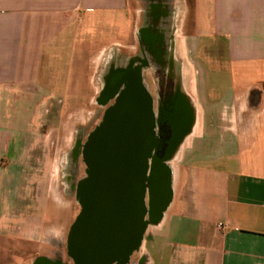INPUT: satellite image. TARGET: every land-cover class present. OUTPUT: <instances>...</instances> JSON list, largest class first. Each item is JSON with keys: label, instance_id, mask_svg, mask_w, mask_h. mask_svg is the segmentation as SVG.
Instances as JSON below:
<instances>
[{"label": "crops", "instance_id": "crops-1", "mask_svg": "<svg viewBox=\"0 0 264 264\" xmlns=\"http://www.w3.org/2000/svg\"><path fill=\"white\" fill-rule=\"evenodd\" d=\"M126 1L0 0V240L32 241L36 200H17L38 124L55 97L81 98L69 87L102 26L125 43L116 20L131 22ZM182 4L195 57L213 61H198L210 140L182 164L161 223L148 226L128 264H264V0Z\"/></svg>", "mask_w": 264, "mask_h": 264}, {"label": "flooded vegetation", "instance_id": "flooded-vegetation-1", "mask_svg": "<svg viewBox=\"0 0 264 264\" xmlns=\"http://www.w3.org/2000/svg\"><path fill=\"white\" fill-rule=\"evenodd\" d=\"M126 3L130 33L124 46L114 48L118 55L111 75L95 98L92 122L77 141L82 171L70 186L76 214L60 245L59 260L65 264H74L88 243L130 260L134 252L128 253L140 246L148 228L143 184L164 166L166 152L179 144L186 123L175 79L177 0Z\"/></svg>", "mask_w": 264, "mask_h": 264}, {"label": "rangeland", "instance_id": "rangeland-1", "mask_svg": "<svg viewBox=\"0 0 264 264\" xmlns=\"http://www.w3.org/2000/svg\"><path fill=\"white\" fill-rule=\"evenodd\" d=\"M182 3L183 0H177L173 29L174 63L175 68L177 67L176 92L180 94L181 110L187 118L179 144L175 149H169L164 158V167L172 176V192L178 175L184 168L182 164L194 156L192 153L199 144L203 145L210 140L207 138L210 131L206 114L208 110L200 86L205 74L200 73L198 61L201 59L206 66H211L213 61L205 52L200 55V59L195 57V46L189 38L188 23L184 22L186 19L179 8ZM116 23L117 28L129 35V23L125 24L121 17L117 18ZM108 29L101 27L99 48L86 56V69L79 72L78 80L74 82L77 86L69 87L70 94H82L79 101L69 100L71 97L68 96H64L63 100L55 97L52 104H49L50 120L42 128L38 124L37 145L31 162L33 165L26 168L31 170L32 175L31 178L25 177L26 181L20 183L17 200L22 205L28 203L30 198L36 200V231L30 243L22 242L18 245L16 241L0 240V264H32L33 260L41 256L60 261V245L76 214L70 186L73 178L74 183L77 182L82 171V164L76 153L77 141L83 134L82 130L92 122L96 108L95 98L103 94L111 75L112 61L118 55L114 48L125 44L118 30L115 38L107 39L105 32ZM116 29L113 28L112 33ZM112 42L116 44H111ZM217 70L220 73V69ZM41 110H44V106L40 107L38 104V115ZM44 132H47L46 137ZM44 195L48 197L46 201L43 199ZM26 196L29 197L24 199ZM19 217L23 222L28 215L21 214ZM52 252L54 256L51 255ZM61 263L65 264L63 261Z\"/></svg>", "mask_w": 264, "mask_h": 264}, {"label": "water", "instance_id": "water-1", "mask_svg": "<svg viewBox=\"0 0 264 264\" xmlns=\"http://www.w3.org/2000/svg\"><path fill=\"white\" fill-rule=\"evenodd\" d=\"M148 173V172H147ZM172 176L171 172L161 166L157 171L150 173L148 179L143 184V195L147 196V206L145 211L148 215L147 224L158 219L168 206L172 196ZM139 244H135L128 253L137 251ZM79 253L80 258L74 260V264H128L129 258L124 260L114 257L115 250L107 246H95L86 244L81 246ZM111 254L113 256H111ZM128 255V256H129ZM111 256V257H110ZM32 264H62L58 260L39 257Z\"/></svg>", "mask_w": 264, "mask_h": 264}, {"label": "bare ground", "instance_id": "bare-ground-1", "mask_svg": "<svg viewBox=\"0 0 264 264\" xmlns=\"http://www.w3.org/2000/svg\"><path fill=\"white\" fill-rule=\"evenodd\" d=\"M182 7H183V5L180 6V4H179V8L181 9V11H182ZM162 217H163V214L158 219L150 222V224L148 226L149 227H157L161 223Z\"/></svg>", "mask_w": 264, "mask_h": 264}, {"label": "built area", "instance_id": "built-area-1", "mask_svg": "<svg viewBox=\"0 0 264 264\" xmlns=\"http://www.w3.org/2000/svg\"><path fill=\"white\" fill-rule=\"evenodd\" d=\"M217 227H218L219 229H222V226H220V225H218Z\"/></svg>", "mask_w": 264, "mask_h": 264}]
</instances>
